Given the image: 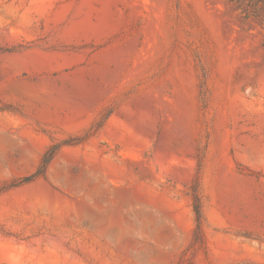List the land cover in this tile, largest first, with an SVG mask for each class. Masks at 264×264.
<instances>
[{"label": "rangeland", "instance_id": "obj_1", "mask_svg": "<svg viewBox=\"0 0 264 264\" xmlns=\"http://www.w3.org/2000/svg\"><path fill=\"white\" fill-rule=\"evenodd\" d=\"M0 264H264V27L0 0Z\"/></svg>", "mask_w": 264, "mask_h": 264}, {"label": "trees", "instance_id": "obj_2", "mask_svg": "<svg viewBox=\"0 0 264 264\" xmlns=\"http://www.w3.org/2000/svg\"><path fill=\"white\" fill-rule=\"evenodd\" d=\"M231 2L245 21L252 20L264 27V0H231ZM52 158L53 154L47 152L37 172L24 178L23 181H30L35 177L44 175ZM196 211L199 216L198 206Z\"/></svg>", "mask_w": 264, "mask_h": 264}]
</instances>
